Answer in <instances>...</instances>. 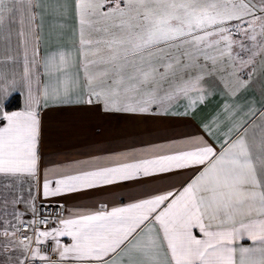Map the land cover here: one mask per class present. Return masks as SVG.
<instances>
[{"label":"snow or ice","instance_id":"snow-or-ice-1","mask_svg":"<svg viewBox=\"0 0 264 264\" xmlns=\"http://www.w3.org/2000/svg\"><path fill=\"white\" fill-rule=\"evenodd\" d=\"M39 7L40 0H0V177L35 180L41 109L50 103L131 114H150L155 106L166 113L180 96L189 99V108L203 101V77L184 78L190 66L203 67V61L247 67L259 56L264 68V0H73L78 43L43 57V82L34 70L39 61L33 43L17 81L3 70L5 57L14 59L5 45L17 24L16 36L26 45L36 40ZM21 88L27 89L24 110L6 111ZM234 117L230 113L223 139L216 137L218 148L201 136L184 147L78 162L74 172L45 170L44 197L194 171L176 191L61 213L56 227L33 228L35 247L33 236L18 240L24 259L17 264H264V109ZM205 130L213 134L208 125ZM37 223L21 222L11 235ZM48 238L56 259L43 247Z\"/></svg>","mask_w":264,"mask_h":264},{"label":"crops","instance_id":"crops-1","mask_svg":"<svg viewBox=\"0 0 264 264\" xmlns=\"http://www.w3.org/2000/svg\"><path fill=\"white\" fill-rule=\"evenodd\" d=\"M36 12L40 25L36 40H29L26 45L23 38L16 36L17 24L13 27L11 40L5 45V52L14 59L5 57L3 70L10 76L14 75L17 81L23 74L26 51L31 58L33 43L39 61L34 70L40 73L42 82L47 79L43 57L57 50H72V46L78 43V37L74 35L76 18L73 0H40ZM235 51L239 49L234 47ZM243 58L246 59L247 54H243ZM260 60L261 57H256V64L247 67H241L238 62L234 66L225 63L214 67L210 62L204 65L201 61L203 67L187 68L185 79L203 77L200 87L204 99L197 101L192 108L188 107L190 101L184 96L172 102L166 113H161L155 106L150 114L105 112L98 105L53 106L50 103L49 107L42 108L37 177L35 180L26 175L19 178L0 177V264H17L18 260L24 259L23 249L18 244L21 231L15 237L11 232L13 226L19 227L21 222L33 221L42 203L61 204L64 215H67L73 209H96L101 203L109 208L123 206L150 194L178 190L194 170H180L154 178L122 181L99 189L48 197L43 195V180L45 170L74 172L85 161H104L120 153L147 152L168 145L184 147L187 142L201 136L218 148L216 137L223 139L231 123L230 113L234 112L236 119L247 118L250 109H264V68L260 67ZM253 68L256 70L253 71ZM240 81H245L244 86L240 85ZM190 95L194 97L197 93ZM26 98L27 89L21 88L12 94L5 110H24ZM12 100L17 102V107L9 108ZM205 125L211 128L212 135L205 130ZM49 178L55 179L51 173ZM51 187H55L54 182ZM56 219L52 221L51 228L56 227ZM4 231L9 234L3 235ZM60 239L65 244L71 243L69 237ZM47 241H51L53 248L54 241L51 238ZM240 243L249 245L251 241ZM52 258L57 257L54 255ZM65 264H75V261L68 259Z\"/></svg>","mask_w":264,"mask_h":264},{"label":"built area","instance_id":"built-area-1","mask_svg":"<svg viewBox=\"0 0 264 264\" xmlns=\"http://www.w3.org/2000/svg\"><path fill=\"white\" fill-rule=\"evenodd\" d=\"M61 213L64 214V210L61 204L58 203H42L39 205V210L36 216H34L33 220H36L38 223L35 225H30L27 229H21L22 236H33V228H40L41 230H49L51 228V223L54 219L58 218ZM41 219H47L48 223L40 224L39 221ZM31 220L23 222L24 224H29ZM44 248L48 249L47 254L50 256H54L52 253V243L51 241H47L44 245Z\"/></svg>","mask_w":264,"mask_h":264},{"label":"trees","instance_id":"trees-1","mask_svg":"<svg viewBox=\"0 0 264 264\" xmlns=\"http://www.w3.org/2000/svg\"><path fill=\"white\" fill-rule=\"evenodd\" d=\"M16 100V99H15ZM14 107H17V102L12 100L10 103H9V108H14Z\"/></svg>","mask_w":264,"mask_h":264}]
</instances>
